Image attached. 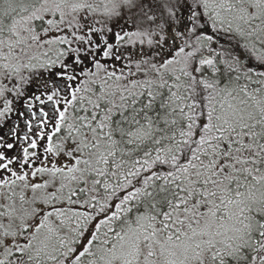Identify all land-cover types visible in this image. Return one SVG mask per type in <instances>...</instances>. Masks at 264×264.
<instances>
[{
    "label": "snow or ice",
    "instance_id": "obj_1",
    "mask_svg": "<svg viewBox=\"0 0 264 264\" xmlns=\"http://www.w3.org/2000/svg\"><path fill=\"white\" fill-rule=\"evenodd\" d=\"M0 264H264V0H0Z\"/></svg>",
    "mask_w": 264,
    "mask_h": 264
}]
</instances>
